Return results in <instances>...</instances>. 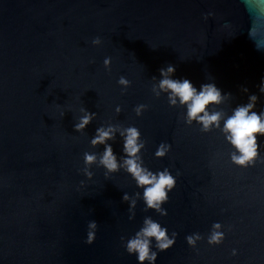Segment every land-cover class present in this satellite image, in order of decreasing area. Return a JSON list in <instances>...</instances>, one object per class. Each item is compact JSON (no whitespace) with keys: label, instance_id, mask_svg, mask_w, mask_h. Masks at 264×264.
Returning a JSON list of instances; mask_svg holds the SVG:
<instances>
[{"label":"water","instance_id":"1","mask_svg":"<svg viewBox=\"0 0 264 264\" xmlns=\"http://www.w3.org/2000/svg\"><path fill=\"white\" fill-rule=\"evenodd\" d=\"M253 3L0 0V264H138L125 245L145 218L175 240L161 251L151 239L154 264H264V137L258 160L238 166L219 129L186 124L185 109L169 106L156 87L159 69L171 64L175 78L231 93L218 106L224 113L251 94L259 97L254 110L264 109V15ZM82 109L96 116L75 132ZM109 125L139 128L145 164L176 177L166 215L145 208L123 169L106 173L99 165L104 145L90 140ZM161 142L172 147L157 159ZM109 143L122 154L119 131ZM84 152L97 154L92 179L84 175ZM93 220L96 239L87 244ZM214 232L220 243H209Z\"/></svg>","mask_w":264,"mask_h":264},{"label":"clouds","instance_id":"2","mask_svg":"<svg viewBox=\"0 0 264 264\" xmlns=\"http://www.w3.org/2000/svg\"><path fill=\"white\" fill-rule=\"evenodd\" d=\"M249 7V5H246ZM254 10L264 15V0H255L251 5ZM249 36H255V30H249ZM100 37L92 39L93 45L100 44ZM257 50H260L261 43L255 41ZM104 66L110 68L111 58L105 57ZM175 66L169 64L165 68L159 69L160 79L156 86L159 91L167 95L169 106L175 107L179 104L185 109V123L191 125L197 123L202 132H210L212 129H219L225 140L235 150L231 155L234 164L247 167L254 164L260 157L261 143H258L259 137H264V109L256 111L259 97L255 94L248 96L247 103L237 104L230 113H224L218 109L226 98L231 97V93H222L214 82L201 84L199 88L187 78H175ZM118 83L127 87L130 82L126 77L121 76ZM247 92V88L243 89ZM259 91L264 94V78L261 79ZM144 105L136 109V114L142 115ZM119 111V108H117ZM83 114L73 125L75 132H83L89 124L92 123L96 113L82 109ZM63 115V113H61ZM119 131L122 141V149L118 155L109 141L115 140V133ZM90 144L95 147L104 145L103 153L99 156V165L106 173H117L123 169L133 181L136 187L142 190V199L146 209H153L161 215H166L163 205L167 203L169 193L174 190L177 184L176 177L167 168L159 171L151 170L144 162L141 155L145 147L141 139L139 128L130 125L123 130H118L115 126L109 125L107 128L100 127L96 130V135L90 140ZM172 145L161 142L154 153L157 159L164 158L171 150ZM84 175L92 179L93 172L91 165L97 163V154L92 152L83 153ZM83 183V181H81ZM124 201L129 200L127 193L122 196ZM135 201L130 206L134 207ZM132 217H130L131 219ZM215 228L220 226L214 225ZM98 225L96 221H89L87 225V235L85 243L92 244L96 239ZM154 238L156 246L161 250H167L175 240L169 238L167 228L161 226L157 221L151 218H145L143 227L135 233L133 237L127 240L125 250L134 254L138 264H154L156 253L150 250L151 239ZM199 237L197 236L196 239ZM223 236L219 232H214L209 239V243H220ZM190 245L195 244L192 236L187 237Z\"/></svg>","mask_w":264,"mask_h":264}]
</instances>
